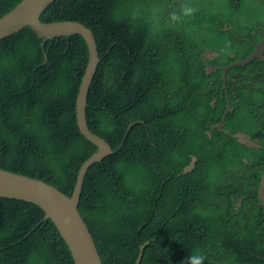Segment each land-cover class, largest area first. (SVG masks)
Returning <instances> with one entry per match:
<instances>
[{
	"label": "trees",
	"instance_id": "16d2710c",
	"mask_svg": "<svg viewBox=\"0 0 264 264\" xmlns=\"http://www.w3.org/2000/svg\"><path fill=\"white\" fill-rule=\"evenodd\" d=\"M21 1L0 0V18ZM41 21L81 22L98 41L88 121L114 152L90 169L80 211L103 264H136L147 242L141 264H264V62L231 69L226 91L202 57L219 51L211 65L226 67L250 56L264 0H57ZM89 62L80 35L25 28L0 41V170L74 194L99 150L77 119ZM227 99L230 134L213 129ZM0 264L75 261L39 206L2 197Z\"/></svg>",
	"mask_w": 264,
	"mask_h": 264
},
{
	"label": "water",
	"instance_id": "95a60500",
	"mask_svg": "<svg viewBox=\"0 0 264 264\" xmlns=\"http://www.w3.org/2000/svg\"><path fill=\"white\" fill-rule=\"evenodd\" d=\"M57 0H22L11 12L0 18V41L29 28L42 39L53 40L58 37L73 35L82 36L88 46L90 62L85 73L77 102V119L81 133L91 142L99 146V150L90 156L80 171L75 192L70 197L56 187L32 177L17 175L0 170V197L24 200L36 204L45 212V220H51L61 237L67 244L75 264H103L96 246L95 238L80 211V203L85 186L86 177L96 162L103 161L112 154L113 148L109 141L94 133L88 121V106L91 88L101 64V55L98 41L94 32L81 22L60 21L44 23L41 21L43 12ZM254 52L245 60L234 62L227 67L213 68L207 60L212 58V53L204 55L207 72H223V83L227 88V74L237 66H246L255 60L264 62V38L255 44ZM48 61V60H47ZM233 111V106L228 101L223 122L214 128L224 131L225 119ZM236 138L248 146H254L252 138L238 134ZM196 157L187 170L194 167ZM259 198L264 205V175L259 189ZM150 242L140 247L136 264H141L144 250Z\"/></svg>",
	"mask_w": 264,
	"mask_h": 264
},
{
	"label": "clouds",
	"instance_id": "9594fccd",
	"mask_svg": "<svg viewBox=\"0 0 264 264\" xmlns=\"http://www.w3.org/2000/svg\"><path fill=\"white\" fill-rule=\"evenodd\" d=\"M224 31H233V28L232 27H228V25L226 24H224V29H223ZM264 38V37H263ZM262 38V39H263ZM261 39V40H262ZM260 40V41H261ZM259 41V42H260ZM255 44H257V43H255ZM255 44H254V46H255ZM254 50H255V47H254ZM208 52H211L212 53V57H215V58H212V59H210V60H207V62L209 63V65L210 66H212L213 68H216V67H219V66H216V67H214L213 65H211V61L212 60H214V59H216L217 57H218V55H219V51L218 52H216V51H213L212 49H207L203 54H202V57H203V60H204V63H205V60H206V58L204 57V55L205 54H207ZM239 61H241V60H239ZM48 62V61H47ZM237 62V61H236ZM234 63V62H233ZM232 63V64H233ZM206 65V64H205ZM231 65V64H230ZM229 66V65H228ZM207 67V66H206ZM227 67V66H226ZM238 67H242V66H238ZM223 68V67H222ZM235 68V67H234ZM233 69V68H232ZM206 70H207V68H206ZM230 71V70H229ZM208 73V72H207ZM213 72H210V74H212ZM223 73V72H222ZM229 73V72H228ZM227 79H228V74H227ZM222 81H223V78H222ZM227 83H228V81H227ZM228 90V85H227V88H226V91ZM227 101H229L230 103H231V101H230V99H227ZM228 104V103H227ZM231 105H232V103H231ZM227 109V108H226ZM235 110V108L233 107V111ZM232 111V112H233ZM226 112V111H225ZM231 112V113H232ZM225 114V113H224ZM224 116V115H223ZM225 120H227V119H225ZM223 122V119H222V121L220 122V123H222ZM225 124H226V122H224ZM219 124V123H218ZM217 125V124H216ZM215 125V126H216ZM215 126H213V129L214 130H218V129H215L214 127ZM219 131V130H218ZM219 132H226V133H228V134H230V131H228V130H226V128H224V131H219ZM238 134H242V133H238ZM238 134H236L235 135V137L238 135ZM242 135H244L245 137H250V136H246L245 134H242ZM250 138H252V137H250ZM238 140H239V138H237ZM240 141V140H239ZM252 141H253V139H252ZM241 142V141H240ZM241 143H243V142H241ZM253 143L255 144L254 146H250L251 148H255V147H261L259 144H258V142H254L253 141ZM243 144H245V143H243ZM245 145H247V144H245ZM248 146V145H247ZM263 147V146H262ZM263 178V177H262ZM258 196H259V191H258ZM1 198V197H0ZM260 199V198H259ZM261 201V200H260ZM262 203V202H261ZM263 205V204H262ZM264 206V205H263ZM203 256H201V255H192V256H190L189 257V260L191 261V264H202V261H203Z\"/></svg>",
	"mask_w": 264,
	"mask_h": 264
}]
</instances>
